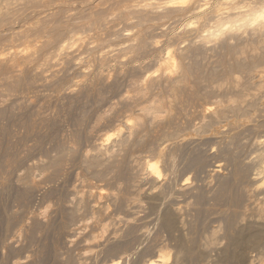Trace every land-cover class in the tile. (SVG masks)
Returning a JSON list of instances; mask_svg holds the SVG:
<instances>
[{
    "label": "clouds",
    "instance_id": "obj_1",
    "mask_svg": "<svg viewBox=\"0 0 264 264\" xmlns=\"http://www.w3.org/2000/svg\"><path fill=\"white\" fill-rule=\"evenodd\" d=\"M0 264H264V0H0Z\"/></svg>",
    "mask_w": 264,
    "mask_h": 264
}]
</instances>
